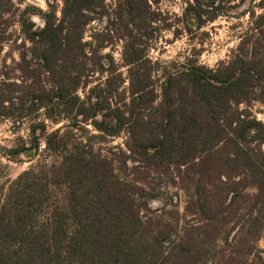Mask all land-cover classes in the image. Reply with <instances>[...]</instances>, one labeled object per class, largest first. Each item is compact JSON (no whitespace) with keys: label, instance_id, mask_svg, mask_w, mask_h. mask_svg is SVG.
<instances>
[{"label":"trees","instance_id":"1","mask_svg":"<svg viewBox=\"0 0 264 264\" xmlns=\"http://www.w3.org/2000/svg\"><path fill=\"white\" fill-rule=\"evenodd\" d=\"M4 1L0 18L10 11ZM104 1L63 0L60 18L54 10L35 8L21 15L31 44L21 61L37 69L29 72L33 83L23 96L15 81L0 79V119L25 118L20 106L25 101L31 113L44 109L46 120L31 126L30 146L11 148L6 157L19 161L42 146L57 158L0 186V264H205L213 242L222 240L230 204L251 190L250 216L264 204V122L253 112L254 105L264 107V11L251 13L233 56L215 69L185 64L164 72L158 90L145 50L132 42L125 51L128 86L108 57L111 78L89 88L84 77L103 72L107 57L84 41L85 33ZM219 2L196 0L184 17L195 16L201 27ZM259 6L264 9V0ZM119 8L116 16L126 19V28L133 23L141 29L151 20L149 0H122ZM47 121H68L82 131L89 125L99 134L86 139L71 131L60 135L59 129L49 134ZM123 134L130 156L119 153L124 157L119 163L130 159L136 168L177 170L192 182L184 208L189 220L187 214L174 220L150 212L156 193L123 177L120 167L95 151L93 140ZM217 187L221 202L214 199ZM260 215L248 236L253 229L264 234Z\"/></svg>","mask_w":264,"mask_h":264},{"label":"rangeland","instance_id":"2","mask_svg":"<svg viewBox=\"0 0 264 264\" xmlns=\"http://www.w3.org/2000/svg\"><path fill=\"white\" fill-rule=\"evenodd\" d=\"M50 1V2H49ZM5 0V7L10 4V11L0 18V79L10 78L19 84V96L25 95L33 80L29 72L36 70V66L24 64L21 54L28 50L31 44L26 40L21 27V15L27 8L39 9L42 12L54 10L58 18L61 17L63 0ZM122 0H105L104 10L96 15V19L86 28L85 42H92L99 46V55L107 57L103 60V72L86 74L84 81L89 82V88L104 86L111 78V61L117 73L122 74L128 86V67L125 64V51L128 43L137 42L144 49L148 66L153 67V80L159 90L166 77L164 72H175L177 68L189 63L215 69L220 64L231 59L237 49L240 36L247 30L251 22V13L255 16L263 13L259 6L260 0H218L215 8L208 9L201 27H198V19L189 15L184 17L190 4H196V0H149L151 20L145 26L138 29L133 23L129 28L125 27L126 19H120L117 15L119 4ZM204 8V7H203ZM206 9V8H205ZM212 18V19H211ZM124 20V21H123ZM37 25H43L39 16H33ZM131 31V32H130ZM42 80L47 81V75L42 74ZM82 96V92H79ZM20 103V102H19ZM24 107L22 116L25 118L19 122L0 119V186L9 185L24 172L31 168H39L53 163L56 156L44 147H40L38 153L26 152L19 161H11L6 157V151L18 146L31 145V126L46 120V111L43 109L37 113H31L30 103L21 101ZM254 116L264 122V107L254 105ZM20 114V113H18ZM21 115V114H20ZM50 134L54 130L60 131V135L73 132L78 138L86 139L99 133L89 125L86 131L75 129L68 121L60 124L46 122ZM126 134L119 138H103L93 140L94 149L103 156L111 159L115 166L120 167V174L131 180H136L157 195L150 208L156 212L164 213L166 217L177 218V214L184 216L187 202L192 193V182L186 175L177 170L163 169L153 170L139 165L138 168L127 159L126 165L119 163L125 156H130L125 143ZM45 142L42 139L41 145ZM217 187L214 190L216 202L223 200L224 194ZM231 198L228 199V204ZM254 202V191H248L230 204L226 210L225 225L221 234L222 240L213 242L210 247L205 264H264V234L253 229L248 236L246 232L255 222L256 215L264 216V204H260L250 216V206ZM166 205V206H165ZM188 215L189 220L191 215ZM167 218V219H169ZM198 218V217H197ZM199 224V223H198ZM197 224V225H198ZM201 226V224H199ZM226 238L227 241L225 240ZM250 248L249 251L247 249Z\"/></svg>","mask_w":264,"mask_h":264}]
</instances>
